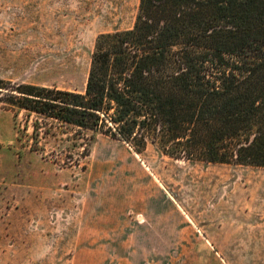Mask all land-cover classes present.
Returning <instances> with one entry per match:
<instances>
[{"label": "rangeland", "instance_id": "rangeland-1", "mask_svg": "<svg viewBox=\"0 0 264 264\" xmlns=\"http://www.w3.org/2000/svg\"><path fill=\"white\" fill-rule=\"evenodd\" d=\"M138 4L0 0V79L83 91L96 37L130 29ZM173 200L211 247L182 230L188 241H145L174 254L145 264H264V168L136 153L0 102V264H124L117 233L145 221L121 207Z\"/></svg>", "mask_w": 264, "mask_h": 264}, {"label": "trees", "instance_id": "trees-1", "mask_svg": "<svg viewBox=\"0 0 264 264\" xmlns=\"http://www.w3.org/2000/svg\"><path fill=\"white\" fill-rule=\"evenodd\" d=\"M0 89L7 106L136 153L264 168V0H139L130 29L96 37L83 91Z\"/></svg>", "mask_w": 264, "mask_h": 264}, {"label": "crops", "instance_id": "crops-1", "mask_svg": "<svg viewBox=\"0 0 264 264\" xmlns=\"http://www.w3.org/2000/svg\"><path fill=\"white\" fill-rule=\"evenodd\" d=\"M121 210L126 212H134L139 214L145 221V225L140 224L136 228L130 229L128 223H125L119 229L118 239H122L123 253L128 258L123 259L124 264H145L142 258L138 256H157L167 255L173 256L171 249L165 254L154 250L156 246L153 243H146L150 240H163L165 241H188V239L181 236L183 230L188 235H191L195 240H202L211 247L209 241L205 238L204 234L198 229L197 225L193 222L192 218L184 211L183 207L176 201H146L138 206L131 207L129 205L121 207ZM114 222V220H112ZM116 221V220H115ZM123 222V221H122ZM118 227L121 226L120 220L115 222ZM187 235V236H188ZM129 259V260H128ZM158 262H156L157 264ZM146 264H155L154 262L147 261Z\"/></svg>", "mask_w": 264, "mask_h": 264}, {"label": "bare ground", "instance_id": "bare-ground-1", "mask_svg": "<svg viewBox=\"0 0 264 264\" xmlns=\"http://www.w3.org/2000/svg\"><path fill=\"white\" fill-rule=\"evenodd\" d=\"M134 154V153H133Z\"/></svg>", "mask_w": 264, "mask_h": 264}]
</instances>
